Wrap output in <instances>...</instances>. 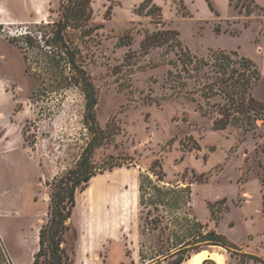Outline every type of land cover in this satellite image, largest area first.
<instances>
[{
	"label": "rangeland",
	"instance_id": "374dc122",
	"mask_svg": "<svg viewBox=\"0 0 264 264\" xmlns=\"http://www.w3.org/2000/svg\"><path fill=\"white\" fill-rule=\"evenodd\" d=\"M63 1L0 0V75L13 72L0 79V237L13 264H35V239L48 220V183L76 165L91 139L83 90L50 92L45 79L51 77L40 76L34 61L27 73L9 42L60 19ZM255 1L259 8L251 0H92L91 19L70 30L98 91L97 119L111 134L96 148L95 165L124 164L77 190L62 243L66 264H173L179 255L188 264L202 253L214 257L203 264H264L251 258L264 260V106L248 130L235 118L217 129L227 94L202 86L223 74L207 67L202 85L175 76L176 39L198 57L237 52L257 64L261 77L252 95L264 103V0ZM168 29L179 35L164 33L167 44L143 47L147 35ZM232 59L230 68L238 67ZM141 174L165 188L189 186V202L143 204ZM207 230L235 247L195 242ZM181 241L186 250L178 254Z\"/></svg>",
	"mask_w": 264,
	"mask_h": 264
},
{
	"label": "trees",
	"instance_id": "16d2710c",
	"mask_svg": "<svg viewBox=\"0 0 264 264\" xmlns=\"http://www.w3.org/2000/svg\"><path fill=\"white\" fill-rule=\"evenodd\" d=\"M251 1L255 8H259L255 0ZM91 3L92 0H64L60 4V19L54 22H42L36 26L35 31L9 38V41L23 54L27 73H30L33 68L32 63L34 61L41 70L40 76L43 77L44 74H48L51 77L49 83H46L45 79V84L50 92L53 90L64 91L74 86L83 90L86 100L85 124L91 135L90 142L76 165L61 176L54 177L48 183L51 188L48 220L40 228V246L34 255L35 264L40 263V258L43 255H45L43 259L45 264H66L68 255L65 248L62 247V243L64 242V234L70 229L68 221L77 205V190L85 189L89 181L98 173L121 167L124 164L117 160L106 161L102 167L98 168L94 161L96 148L103 145L111 134L99 124L96 115L98 91L91 75L80 61L79 47L70 34L71 29H76L91 19ZM235 7H238V4ZM157 8L159 9V7ZM239 11L242 12L241 9ZM251 12L247 7L246 14L250 15ZM164 33L174 37L179 35V32L174 29L157 31L147 35L143 47L149 48L167 44V39L163 37ZM176 43L180 46L177 55L178 61L181 63V67L177 68L179 70L175 75L178 77V82H184L183 77H190L202 85L203 79L208 73L205 72L207 67L214 70L215 73L223 74V77L218 76L214 82H204L202 86L203 90H216L214 94L220 91L227 94L228 110L222 117H218L214 121L215 128H226L233 124V118H235L245 123L248 130L247 127H251L258 114H261L259 106H264V103L256 102L252 95L253 86L261 77L257 64L249 57L227 50L216 51L209 57H198L192 54L188 48L183 49L180 40L176 39ZM233 55L237 57V61L234 63L239 65L230 68ZM229 68L230 73L228 74ZM226 74L228 75L226 76ZM217 85H220L219 88H216ZM153 172L157 175V180L163 179L160 171L153 170ZM139 189L141 202L145 205H154L155 208H159V206L173 207L174 202L175 205L177 203V205H187L191 195L189 186L165 188V185L155 182L150 175L146 174H141ZM154 192L157 195H154ZM165 193H173L175 196L166 199ZM182 193H187L184 197V203L180 200ZM195 224L201 229L205 227L200 221H196ZM195 242H207V244L223 245L229 248L235 247V244L231 243L226 236L217 233L215 230L199 231V237ZM183 243L181 241L179 245ZM0 249L3 263L13 264L2 245L1 237ZM185 250L186 248L182 245L177 253L182 254ZM251 258L264 263L263 259L255 255H251ZM184 260L185 256L179 255L173 264H182Z\"/></svg>",
	"mask_w": 264,
	"mask_h": 264
},
{
	"label": "crops",
	"instance_id": "0c3cea01",
	"mask_svg": "<svg viewBox=\"0 0 264 264\" xmlns=\"http://www.w3.org/2000/svg\"><path fill=\"white\" fill-rule=\"evenodd\" d=\"M10 42V41H9ZM11 43V42H10ZM12 44V43H11ZM14 45V44H13ZM22 54V53H21ZM22 56H23V54H22ZM24 58V57H23ZM3 61L5 60L4 59V56H3V59H2ZM24 61H25V59H24ZM25 64H26V62H25ZM25 71H26V66H25ZM11 73H13V72H6V74H1L0 75V79H2V78H8L9 79V75L11 74ZM12 76V75H11ZM1 111V110H0ZM39 232H40V230H39ZM35 245H36V247H37V251L39 250V246H40V242H39V234H37V237H36V239H35ZM36 251V252H37ZM35 255V254H34ZM204 259H203V261H202V264L204 263V262H206V261H208V260H210L209 258H214V257H212V255L209 253V255L207 254L205 257H203ZM219 263V262H218ZM220 264V263H219Z\"/></svg>",
	"mask_w": 264,
	"mask_h": 264
},
{
	"label": "bare ground",
	"instance_id": "6f19581e",
	"mask_svg": "<svg viewBox=\"0 0 264 264\" xmlns=\"http://www.w3.org/2000/svg\"><path fill=\"white\" fill-rule=\"evenodd\" d=\"M203 257H205V254H195L188 264H202ZM184 264V263H183Z\"/></svg>",
	"mask_w": 264,
	"mask_h": 264
}]
</instances>
